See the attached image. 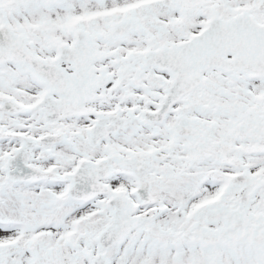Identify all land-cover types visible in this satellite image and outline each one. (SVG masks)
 <instances>
[{
	"label": "snow or ice",
	"instance_id": "6c2138e0",
	"mask_svg": "<svg viewBox=\"0 0 264 264\" xmlns=\"http://www.w3.org/2000/svg\"><path fill=\"white\" fill-rule=\"evenodd\" d=\"M0 264H264V0H0Z\"/></svg>",
	"mask_w": 264,
	"mask_h": 264
}]
</instances>
